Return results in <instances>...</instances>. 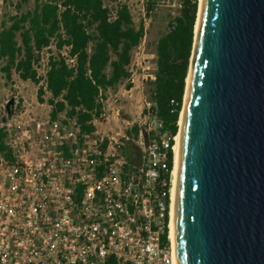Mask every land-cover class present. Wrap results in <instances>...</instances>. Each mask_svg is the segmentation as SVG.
Masks as SVG:
<instances>
[{"label":"built area","instance_id":"2783aa9c","mask_svg":"<svg viewBox=\"0 0 264 264\" xmlns=\"http://www.w3.org/2000/svg\"><path fill=\"white\" fill-rule=\"evenodd\" d=\"M120 3L126 2L104 0L110 21ZM150 19L145 17V24ZM145 24L138 54L144 53ZM106 119L104 105L94 114L93 131L83 130L67 112L44 118L15 108L3 120L0 264H174L178 132L164 128L150 98L123 134L99 130L97 123ZM128 144L137 151L135 161L129 159Z\"/></svg>","mask_w":264,"mask_h":264},{"label":"water","instance_id":"95a60500","mask_svg":"<svg viewBox=\"0 0 264 264\" xmlns=\"http://www.w3.org/2000/svg\"><path fill=\"white\" fill-rule=\"evenodd\" d=\"M193 50L174 264H264V0H202Z\"/></svg>","mask_w":264,"mask_h":264},{"label":"trees","instance_id":"16d2710c","mask_svg":"<svg viewBox=\"0 0 264 264\" xmlns=\"http://www.w3.org/2000/svg\"><path fill=\"white\" fill-rule=\"evenodd\" d=\"M28 1L21 0L16 8L20 10ZM198 9L199 0H182L179 14L156 42L155 79L148 81V97L157 103L164 128L172 134L179 129ZM108 13L104 0H34L32 9L18 11L10 16L9 24L4 22L0 69L8 80L17 73L22 80L38 85L40 102H45L48 91L52 118L67 112L83 130H95L92 120L102 112L101 98L107 99L106 91L124 82L127 89L133 87V51L145 35L144 24H135L126 3L119 4L115 20L110 21ZM52 46L55 50L49 51L42 77L38 67L43 51ZM171 100L177 102L175 107ZM4 134L0 129L1 150L5 149ZM127 153L130 160H136L132 144ZM6 155L11 158L10 151ZM169 161L171 166L172 154Z\"/></svg>","mask_w":264,"mask_h":264},{"label":"rangeland","instance_id":"374dc122","mask_svg":"<svg viewBox=\"0 0 264 264\" xmlns=\"http://www.w3.org/2000/svg\"><path fill=\"white\" fill-rule=\"evenodd\" d=\"M20 1L0 0V31L4 22L9 24L10 16L18 11L24 12L34 7V0H29L18 10L16 4ZM125 2L129 5L137 26L141 23L145 24V17L150 16L151 19L145 24L147 33L143 42L144 53L138 54L139 50L135 48L132 65H130L137 87L129 92L124 82L106 92L107 100L104 101V105L108 119L98 122L97 125L99 130L114 135L123 134L137 121L139 115L137 108L144 106L145 100L149 98L148 81L151 80L150 74H154L156 69V42L160 35L167 31L169 21L179 14L182 4V0H125ZM50 50H55L54 46L43 51L38 67V72L42 77L46 75ZM140 61H142L141 65ZM140 66H145L146 69L143 71ZM142 84L144 89L141 88ZM37 91L38 85L35 83L22 80L17 73H14L12 79L8 80L0 69V126L9 112H13L15 108L33 112L34 115L44 118L51 116L52 107L47 102L50 93L46 91L43 96L45 102H40L37 98ZM137 93L145 96L138 102L134 98Z\"/></svg>","mask_w":264,"mask_h":264},{"label":"bare ground","instance_id":"6f19581e","mask_svg":"<svg viewBox=\"0 0 264 264\" xmlns=\"http://www.w3.org/2000/svg\"><path fill=\"white\" fill-rule=\"evenodd\" d=\"M201 5H202V0H199V12H198V17H197L196 25H195V37H197V33H198V26H199ZM194 50H195V47H194ZM194 50H193V54H192V57H191V61L192 62H193ZM191 68L192 67H190V72H189V75L187 77V87H186V92H185V99H186V94H187V89H188V84H189V79H190V74H191ZM185 99H184V104H185ZM183 109H184V106H183ZM183 109H182L181 114H180V119H179L180 128H179V131L177 133L176 143H175V161H174V171H173V174H174V183H173V188H172V206H171V214H172V219H171V238H172V242H173L172 228H173L174 190H175V180H176V170H177V160H178V151H179V143H180V133H181V124H182Z\"/></svg>","mask_w":264,"mask_h":264},{"label":"crops","instance_id":"0c3cea01","mask_svg":"<svg viewBox=\"0 0 264 264\" xmlns=\"http://www.w3.org/2000/svg\"><path fill=\"white\" fill-rule=\"evenodd\" d=\"M132 81H133V87L130 88V89H128L129 92H131L134 88L137 87L136 84H135V82H134V81H135L134 78L132 79ZM141 88L144 89V88H143V84H142ZM107 91H108V90H107ZM107 91H106V92H107ZM105 94H106V93H105ZM106 95H107V94H106ZM143 97H145L144 94H142V95L140 94V95H139V93H137V95H136L134 98H135V101L138 102V101H139L140 99H142ZM145 99H146V98H145ZM145 99H144V100H145ZM106 100H107V99H106ZM142 110H143V106H140V108H139V107L137 108V112H138V113H140Z\"/></svg>","mask_w":264,"mask_h":264}]
</instances>
